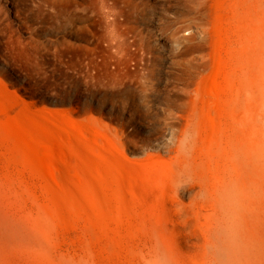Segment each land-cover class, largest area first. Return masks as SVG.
<instances>
[{"label":"rangeland","instance_id":"1","mask_svg":"<svg viewBox=\"0 0 264 264\" xmlns=\"http://www.w3.org/2000/svg\"><path fill=\"white\" fill-rule=\"evenodd\" d=\"M0 88V264H264V0H0Z\"/></svg>","mask_w":264,"mask_h":264},{"label":"bare ground","instance_id":"2","mask_svg":"<svg viewBox=\"0 0 264 264\" xmlns=\"http://www.w3.org/2000/svg\"><path fill=\"white\" fill-rule=\"evenodd\" d=\"M0 100L1 102L5 103V102H9L8 98H7V95H6V91L2 88H0ZM2 107H4V105H1ZM5 108V107H4ZM254 105L253 104H249L247 106V112L252 115V113H254ZM48 112V111H47ZM46 110H44L43 112H39V113H36V116H37V121L35 120H30L29 122V126H30V129L32 131V133H34L35 135L36 134H40V135H44L46 136L48 139H49V143L50 145L48 146V150L49 151H44L46 156L48 157V159H50L51 156H54V153L53 154V148L55 146V144L57 143L58 139L61 137L60 135V132L59 130H63V126L62 125H67V124H71L73 126L74 124V128H75V123L71 120L69 114L65 113L63 114V116L60 118L59 116L56 117V116H53L49 113H47ZM18 115L20 117H27L28 114H26L23 110L19 111ZM44 124V125H42ZM70 125V126H71ZM83 126V125H82ZM81 126V127H82ZM67 127V126H66ZM69 127V126H68ZM80 127V129H81ZM53 128V129H52ZM71 128V127H70ZM73 128V127H72ZM73 128V129H74ZM78 129V128H77ZM79 129V130H80ZM90 129V128H89ZM84 129L82 128V131ZM81 130L79 131L80 133L82 132ZM84 132V131H83ZM85 132H87V130H85ZM84 132V133H85ZM92 132V131H90ZM82 133V134H84ZM88 133V132H87ZM95 134V133H94ZM93 135V133H92ZM95 136V135H93ZM93 136H91L93 138ZM96 137V136H95ZM94 139V138H93ZM58 151V150H57ZM61 152V151H60ZM43 154V153H42ZM44 154V155H45ZM58 154H60L61 156H63V152L59 153L58 151ZM44 156L46 159L47 157ZM56 156V155H55ZM51 161V159H50ZM85 163V162H84ZM53 167L54 169H57V167L55 168L56 163L53 164ZM60 170V169H59ZM62 170V169H61ZM87 170V169H86ZM64 170H62L61 172H63ZM89 171V170H88ZM71 177V176H70ZM240 191H244L246 189L245 185H241L240 186ZM41 214L43 216H46L49 214V210L44 206L42 205L41 206ZM198 219H200L198 217ZM204 225V224H203ZM204 237V236H203ZM225 235H222V238L219 239L217 241V243H212V242H209L208 245H209V248L211 249V252L214 253V256L213 258L211 259V264H228V262L231 260V258L233 257V252L226 246L227 245V241L225 240ZM131 239V237L129 235H126V240H129ZM226 244V245H225ZM165 245V243H164ZM122 246V245H121ZM169 248V247H168ZM170 249H168L169 251ZM175 250V249H174ZM171 252V251H170ZM169 252V253H170ZM176 252V250H175ZM171 254V253H170ZM172 255V254H171ZM173 256V255H172Z\"/></svg>","mask_w":264,"mask_h":264}]
</instances>
